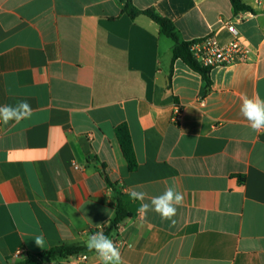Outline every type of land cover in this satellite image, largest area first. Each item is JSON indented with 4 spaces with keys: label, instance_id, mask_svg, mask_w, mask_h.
Segmentation results:
<instances>
[{
    "label": "crops",
    "instance_id": "1",
    "mask_svg": "<svg viewBox=\"0 0 264 264\" xmlns=\"http://www.w3.org/2000/svg\"><path fill=\"white\" fill-rule=\"evenodd\" d=\"M133 1L170 19L184 42H230L233 24L256 62L206 78L173 61V40L148 16L123 13L121 0H0V105L34 110L0 122V264H41L24 262L63 245L101 264L87 241L114 219L116 189L130 213L109 237L125 242L123 264H264V131L239 111L241 94L264 99V0H242V11L231 0ZM167 187L184 194L174 225L141 215L129 196L148 202Z\"/></svg>",
    "mask_w": 264,
    "mask_h": 264
},
{
    "label": "clouds",
    "instance_id": "2",
    "mask_svg": "<svg viewBox=\"0 0 264 264\" xmlns=\"http://www.w3.org/2000/svg\"><path fill=\"white\" fill-rule=\"evenodd\" d=\"M240 115L248 122L250 129L260 133L264 131V99L258 96L249 97L247 94H241L239 97ZM34 114L31 105L26 101H19L16 105H0V122L8 124L9 122L20 123L24 120H30ZM133 201H139L138 212L146 216L148 212L153 211L161 217L162 220L171 221L174 225L178 206L184 202V194L177 191L174 187H167L163 194L153 196L148 199L147 193L135 189L129 192ZM36 244L42 243V237H36ZM87 248L97 254L101 264H123L121 252L116 244L103 231H97L89 236Z\"/></svg>",
    "mask_w": 264,
    "mask_h": 264
},
{
    "label": "trees",
    "instance_id": "3",
    "mask_svg": "<svg viewBox=\"0 0 264 264\" xmlns=\"http://www.w3.org/2000/svg\"><path fill=\"white\" fill-rule=\"evenodd\" d=\"M123 3L122 12L129 15L130 18L136 19L140 15H146L155 21L161 28V32L167 37L171 38L174 42L173 47V61L177 59H182L187 63L192 69L199 71L207 78V69L202 68L194 59L190 46L192 42L181 41L177 34V29L175 24L168 18L159 14L155 9H140L138 8L133 0H121ZM234 8L237 11L249 10L250 8L246 6L242 0H231ZM209 82V79H207ZM116 136L120 144L122 153L127 162L130 171H135L138 167L137 158L133 146V141L131 134L127 125L122 124L116 128ZM116 214L114 219L107 225L103 233L110 237L114 232L120 230L122 224L127 218L130 217L127 206L122 198L120 192L116 189ZM84 250L82 246L78 245H63L49 250L43 251L37 254H29L28 258L24 263L30 262H50L55 261L59 258H67L70 256L78 255Z\"/></svg>",
    "mask_w": 264,
    "mask_h": 264
},
{
    "label": "built area",
    "instance_id": "4",
    "mask_svg": "<svg viewBox=\"0 0 264 264\" xmlns=\"http://www.w3.org/2000/svg\"><path fill=\"white\" fill-rule=\"evenodd\" d=\"M227 28L233 35V40L227 43L219 41L214 35H209L204 39L193 41L190 46L191 53L196 62L207 70L233 66L241 63H255L256 59L252 56V48L247 45L239 35L237 28L233 24H228ZM182 106L176 105L173 121L178 122L181 118ZM101 227L97 231H104ZM121 250L125 242H115ZM21 251L17 252L19 255ZM89 253H81L74 256L70 264H86L89 260Z\"/></svg>",
    "mask_w": 264,
    "mask_h": 264
}]
</instances>
